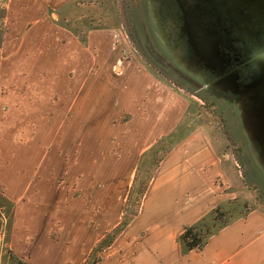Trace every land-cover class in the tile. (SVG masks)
Here are the masks:
<instances>
[{
	"label": "rangeland",
	"instance_id": "obj_1",
	"mask_svg": "<svg viewBox=\"0 0 264 264\" xmlns=\"http://www.w3.org/2000/svg\"><path fill=\"white\" fill-rule=\"evenodd\" d=\"M5 2L0 0V173L7 167L11 169V164L21 167L29 159L24 151L15 155V138L11 139L10 132L29 115L26 118L11 112L14 97L6 89L10 78L1 76V71L10 70L1 51ZM49 15L52 19L59 16L60 22L82 39L84 47L88 30L104 29L112 36L99 52L83 47L90 59L81 60V64L91 71L98 70L102 91L91 108L83 105L66 112L52 104L48 108L45 118L49 129H54L49 133L50 146H43L33 156L37 167L46 163L48 166L34 173L31 204L22 202L24 196L16 200L5 196V183L0 182V264H41L45 259L58 258L56 250H42L45 243L42 249L39 247L41 250L36 249L38 241L46 237H36L28 246L20 239L22 236L18 237L21 242L17 246L10 242L11 215H15V210L16 215H122L118 225L138 215L157 159L171 144L198 128L208 132L214 145L229 154L240 185L233 187L228 182L227 186L224 182L225 186L220 181L222 189H226V203L209 209L195 224L198 232L202 236L215 232L251 209L264 211V0H75ZM37 62L41 65V60ZM126 68L147 70L154 90L155 86H162L188 104L177 129L158 140L150 150L153 152L139 159L133 173L123 170L125 158L115 153L116 134L123 127L121 121L130 114L123 108L120 92L121 73ZM49 78L51 83L59 82L58 76ZM43 79L47 77L34 76L35 83H42ZM59 79L64 84L70 77ZM32 94L36 99L43 95ZM57 97V92H49L50 102ZM85 104H89L88 100ZM91 109L96 116L91 119L98 121L95 132L85 130L86 123L82 132H75L68 115L74 113L83 122L88 121ZM43 110L47 111L34 108V116H38L35 120L42 121ZM109 110L113 112L109 114ZM106 120L113 124L107 126ZM112 132L113 139L107 140L106 135ZM55 133L60 134L59 139L54 138ZM93 137L98 139L97 155L92 154L97 151L92 152ZM118 225L99 238L87 261L102 257L119 234L115 233ZM56 228L54 223L48 237L51 243L59 239Z\"/></svg>",
	"mask_w": 264,
	"mask_h": 264
},
{
	"label": "crops",
	"instance_id": "obj_2",
	"mask_svg": "<svg viewBox=\"0 0 264 264\" xmlns=\"http://www.w3.org/2000/svg\"><path fill=\"white\" fill-rule=\"evenodd\" d=\"M74 1L6 0L3 5L1 51L2 60L8 61L10 70L1 71V76L8 75L10 78L6 89L14 97L11 99V112L20 117L27 118L29 115L23 124L10 130L11 139L15 138L12 147L16 156L19 151H24L29 159L21 167L12 164L11 169L7 167L5 172L0 173V182L5 183V196L14 200L24 196V204H31L34 199V173L48 166L46 163L37 167L33 156L43 146L46 145L45 149L50 146L47 145L49 133L54 129H49L48 118H45L50 105L65 109V112L68 108H81L83 105L91 108L102 91L98 70L91 71L85 67L86 64H81V60L90 59L84 48L99 52L100 48L108 45L112 36L110 38L104 29L88 30L84 47L82 39L60 22V14L55 19L50 17L53 13L49 15L51 11H59ZM39 60L41 65L37 62ZM67 60L72 64H65ZM34 76L47 79L35 83ZM50 76H58L59 82L51 83ZM60 77L70 79L63 84ZM121 77L123 86L116 93H122L123 108L130 114L127 120L121 121L123 127L115 139L117 151L113 152L125 158L122 161V166L125 165L123 170L133 173L140 157L158 140L177 129L188 104L178 99L173 91L162 89V86H155L154 90L151 74L145 69L126 68L122 70ZM34 92L43 95L36 99L32 94ZM49 92H57L58 97L50 102ZM86 100L89 104H85ZM38 106L47 110L42 111L41 122L35 120L37 115L34 116V108ZM91 111L90 119L84 122L74 113L68 115L75 132H82L85 123V130L90 134L95 132L98 121L91 119L96 118L93 116L95 112ZM111 112L113 110H109V114ZM106 122L107 126L113 124V121ZM198 129L171 144L148 181L138 215L127 221L114 243L105 249L95 264H264L263 210L251 209L247 214L234 218L213 232L200 248L187 250L179 241L186 227L198 223L214 205L226 203V189H222L220 181L227 182V186L228 182L233 187L240 186L238 177L233 173V165L229 163V154L214 145L208 132ZM59 133L54 134L55 139H59ZM113 137V132L106 135L107 140ZM93 139L92 152L97 151L92 154L97 155L98 139ZM223 185L226 186V183ZM93 201L96 203V197ZM104 201L107 202L106 199ZM16 213L15 210V215H11L13 223L9 232L13 245L21 242L20 236L26 246L32 245L36 237L41 236L46 238L38 241L36 249L41 250L42 243H45L46 248L42 250H56L57 260L52 257L41 264H84L99 238L122 220V215ZM54 223L59 239L51 243L48 237L53 233Z\"/></svg>",
	"mask_w": 264,
	"mask_h": 264
},
{
	"label": "trees",
	"instance_id": "obj_3",
	"mask_svg": "<svg viewBox=\"0 0 264 264\" xmlns=\"http://www.w3.org/2000/svg\"><path fill=\"white\" fill-rule=\"evenodd\" d=\"M154 148L150 149V150H153ZM147 151L145 152L140 160L142 159V157L144 155H146L147 153H150V152H153V151ZM168 151V150H167ZM166 151V152H167ZM164 152L158 159H157V162H155L154 164V169L157 167L159 161L161 160V158L163 157V155L166 153ZM140 160H139V163H140ZM153 169V171H154ZM153 171L151 172L150 176H149V179L151 178L152 174H153ZM148 179V181H149ZM148 184V182H147ZM147 186L144 188V191L146 190ZM144 193V192H143ZM127 223V222H126ZM126 223H122L121 225H118L117 228L115 229L116 230V234L119 233V231L121 230V226L122 225H125ZM213 233V232H212ZM211 232L210 233H207L206 235H201L199 232H198V224L197 225H193V226H190V227H186L184 229V231L181 233V235L179 236V241L181 242V244L183 245V247L187 250H191V249H194V248H200L204 242L206 241V239L212 234ZM112 243V241H110V244ZM108 244V245H110ZM107 245V246H108ZM92 252V251H91ZM90 252V253H91ZM97 261L96 260H91V261H87V259L85 260V263L84 264H95Z\"/></svg>",
	"mask_w": 264,
	"mask_h": 264
},
{
	"label": "flooded vegetation",
	"instance_id": "obj_4",
	"mask_svg": "<svg viewBox=\"0 0 264 264\" xmlns=\"http://www.w3.org/2000/svg\"><path fill=\"white\" fill-rule=\"evenodd\" d=\"M216 78H217V77H216ZM216 78H215V79H216ZM213 81H214V79H213Z\"/></svg>",
	"mask_w": 264,
	"mask_h": 264
}]
</instances>
